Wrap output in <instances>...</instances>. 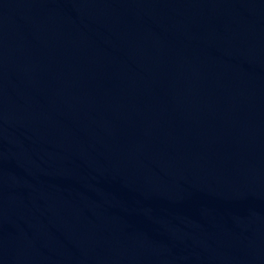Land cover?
<instances>
[{
	"label": "water",
	"instance_id": "obj_1",
	"mask_svg": "<svg viewBox=\"0 0 264 264\" xmlns=\"http://www.w3.org/2000/svg\"><path fill=\"white\" fill-rule=\"evenodd\" d=\"M0 264H264V0H0Z\"/></svg>",
	"mask_w": 264,
	"mask_h": 264
}]
</instances>
